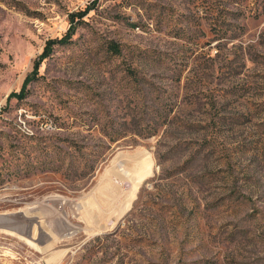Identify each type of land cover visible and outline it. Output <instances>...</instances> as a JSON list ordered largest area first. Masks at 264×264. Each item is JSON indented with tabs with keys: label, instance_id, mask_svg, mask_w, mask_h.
<instances>
[{
	"label": "rangeland",
	"instance_id": "1",
	"mask_svg": "<svg viewBox=\"0 0 264 264\" xmlns=\"http://www.w3.org/2000/svg\"><path fill=\"white\" fill-rule=\"evenodd\" d=\"M0 264H264V0H0Z\"/></svg>",
	"mask_w": 264,
	"mask_h": 264
},
{
	"label": "trees",
	"instance_id": "2",
	"mask_svg": "<svg viewBox=\"0 0 264 264\" xmlns=\"http://www.w3.org/2000/svg\"><path fill=\"white\" fill-rule=\"evenodd\" d=\"M85 12H86V10L83 11V12H81V15L83 13H85ZM72 34H73V29L69 30L67 32V34H65L62 38H51V39L48 40V42H47V44L45 46L44 52L41 54L40 58L37 59L35 61V63H34L33 72H31L30 74L27 75V80L24 82L21 90L19 92H12L11 93V96H16L18 98H23V97H25L27 95V92H28V90L26 88L27 82L30 79H36L37 73L39 72L40 64H41L42 60L44 59V57L46 55H49V53L53 50V46L55 44H57V43H68V42H70L71 37H72ZM113 46H115V45H113ZM114 49H118V48H116V46H115Z\"/></svg>",
	"mask_w": 264,
	"mask_h": 264
},
{
	"label": "bare ground",
	"instance_id": "3",
	"mask_svg": "<svg viewBox=\"0 0 264 264\" xmlns=\"http://www.w3.org/2000/svg\"><path fill=\"white\" fill-rule=\"evenodd\" d=\"M124 192V191H123ZM110 201V200H109Z\"/></svg>",
	"mask_w": 264,
	"mask_h": 264
}]
</instances>
